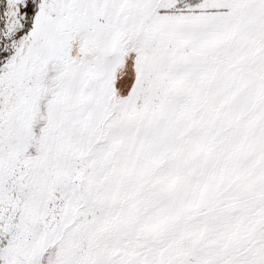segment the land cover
Wrapping results in <instances>:
<instances>
[{"label":"snow or ice","instance_id":"snow-or-ice-1","mask_svg":"<svg viewBox=\"0 0 264 264\" xmlns=\"http://www.w3.org/2000/svg\"><path fill=\"white\" fill-rule=\"evenodd\" d=\"M0 264H264V0H0Z\"/></svg>","mask_w":264,"mask_h":264}]
</instances>
